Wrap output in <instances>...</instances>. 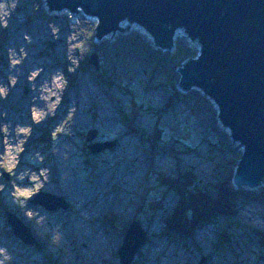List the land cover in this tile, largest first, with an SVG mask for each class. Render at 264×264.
<instances>
[{
	"label": "rangeland",
	"instance_id": "1",
	"mask_svg": "<svg viewBox=\"0 0 264 264\" xmlns=\"http://www.w3.org/2000/svg\"><path fill=\"white\" fill-rule=\"evenodd\" d=\"M97 22L52 10L48 0H1L0 264H121L134 221L145 243L131 264H264V179L256 188L236 186L243 146L211 98L179 85V68L200 54L198 41L179 38L163 49L125 29L100 39ZM25 51L45 83L55 77L57 91L42 102H32L35 78H20ZM94 55L98 68L88 64ZM7 117L12 123L3 128ZM191 169L197 188L213 196L224 181L234 186V216L198 224L185 239L162 235L178 201L171 181ZM77 190L80 203L71 197ZM40 192L57 200L34 202ZM29 210L39 223L27 219ZM9 213L37 245L6 233ZM96 240L104 252L96 253Z\"/></svg>",
	"mask_w": 264,
	"mask_h": 264
},
{
	"label": "water",
	"instance_id": "2",
	"mask_svg": "<svg viewBox=\"0 0 264 264\" xmlns=\"http://www.w3.org/2000/svg\"><path fill=\"white\" fill-rule=\"evenodd\" d=\"M52 10L77 9L99 20L100 39L116 33L125 18L143 27L163 49H170L174 34L184 29L200 43L197 59L179 68L180 87L201 89L219 108L220 119L231 129L234 142L243 146L235 174L238 187L256 188L264 179V0H48ZM88 64L98 68L97 57ZM95 132H90L92 140ZM92 152L96 153L94 148ZM57 200L40 192L34 202ZM66 208V205H64ZM53 210L59 211V208ZM13 237L36 244L29 229L8 214ZM145 243L140 223L125 232L118 251L121 264H131Z\"/></svg>",
	"mask_w": 264,
	"mask_h": 264
},
{
	"label": "trees",
	"instance_id": "3",
	"mask_svg": "<svg viewBox=\"0 0 264 264\" xmlns=\"http://www.w3.org/2000/svg\"><path fill=\"white\" fill-rule=\"evenodd\" d=\"M86 155L88 159L90 156L88 149ZM197 183V177L192 169L185 173H179L176 180L171 181L172 185L178 186V201L175 210L164 219L165 228L162 235L178 236L185 239L190 236L198 224L210 222L217 217L230 219L234 216L236 193L234 186L229 181H224L216 187V196H213L211 190L207 188H197ZM188 214L190 215L189 221H187ZM6 233L12 234L10 230ZM259 237V245L264 247V236L259 234ZM181 243L182 246L189 249L187 241ZM225 243H228L227 238ZM261 259L264 260V257Z\"/></svg>",
	"mask_w": 264,
	"mask_h": 264
},
{
	"label": "bare ground",
	"instance_id": "4",
	"mask_svg": "<svg viewBox=\"0 0 264 264\" xmlns=\"http://www.w3.org/2000/svg\"><path fill=\"white\" fill-rule=\"evenodd\" d=\"M0 6H1V0H0ZM76 13L78 15H82L83 14V11L80 8H78ZM85 18L86 19H89L93 24H97L98 23L97 22L98 20L94 16L85 17ZM55 25L57 26L56 23H55ZM57 27H58V29H61L59 25ZM119 27H121V28H123L125 30H129V31H138V32H140V34H142L146 38H150L151 41H154L153 36L151 34L149 35L148 34V31H145L144 29L139 28V25L138 24H133L132 22L130 23L129 20H128V18H125L123 21H121V23L119 24ZM118 31L115 34H117ZM66 32H67V28H66ZM50 34H52L54 36L56 35V31H55L54 28H53V30H50ZM179 38L187 39V41L191 45H194L195 44V41L193 42V40L188 37L187 33L183 29H178L175 32L174 38H173V42L176 41ZM71 39L73 40L72 36H71ZM71 39L69 38L68 41H72ZM68 44H64V47L68 46ZM199 45H200V43L198 42V45L197 46L199 47ZM29 57H30V54L27 53L26 51L24 53H22V52L19 53V59H20L21 66L22 67L26 66L28 68V70H24L23 69V74L21 75L20 78L23 81H26V82H30L32 79L35 78L34 79L35 81H33L34 84L31 86L32 88H34V92H33V95H32V102L33 103L42 102L43 101V96L45 94L54 93V92L57 91V85H56L55 77L52 75L53 77L51 79H48V83H45L44 77L42 76L43 73L42 74H39V75L37 74L39 72V70H40V66H38V64L35 63V62L30 63L29 61H27ZM33 57H34V54L31 55V60L33 59ZM43 82H44V85L42 86ZM86 91H88L87 92V95L89 96V98L91 96V98L93 100H95V102H97L96 100H99L97 94L94 93V92H92L89 88ZM78 100H82V97H81V94L80 93H78L77 95L74 96V100H73L74 104H77V101ZM3 122H4L3 128H5L7 126L10 127V125L12 123V121L10 120L9 117H7L6 120H4ZM19 131L25 132L24 129L19 130ZM228 133L230 134V129L229 128H228ZM7 150H9V149L7 148ZM50 178L51 179H50V181L48 183H51L52 184L54 182L53 181L54 178H52V177H50ZM79 191L77 190V193L75 194V196H71L72 199H74V200L76 199L77 200L76 201L77 203H80L81 202V199H80V196H79V194H80ZM86 213H88V212H86ZM26 217H27L28 220H33L36 223H39V221H40L39 220V217H38V213L37 212H34V211H31V210L26 211ZM83 230H84V233H86L87 228H85ZM64 231L66 232V229ZM80 239H82L84 241L85 240L86 241H89V235H85V237L80 238ZM96 246L99 247L97 249L96 253H100V252H104L105 251V246H102V244L98 240H96Z\"/></svg>",
	"mask_w": 264,
	"mask_h": 264
},
{
	"label": "clouds",
	"instance_id": "5",
	"mask_svg": "<svg viewBox=\"0 0 264 264\" xmlns=\"http://www.w3.org/2000/svg\"><path fill=\"white\" fill-rule=\"evenodd\" d=\"M0 91H3L2 89H0Z\"/></svg>",
	"mask_w": 264,
	"mask_h": 264
}]
</instances>
